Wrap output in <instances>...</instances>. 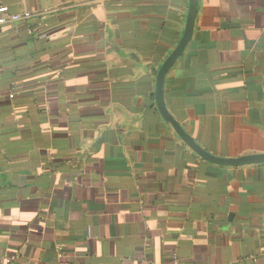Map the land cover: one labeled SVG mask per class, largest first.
Here are the masks:
<instances>
[{"label":"crops","instance_id":"obj_1","mask_svg":"<svg viewBox=\"0 0 264 264\" xmlns=\"http://www.w3.org/2000/svg\"><path fill=\"white\" fill-rule=\"evenodd\" d=\"M189 0H0V264H264V164L207 163L156 73ZM167 111L264 154V0H198ZM15 260L8 263L7 260Z\"/></svg>","mask_w":264,"mask_h":264},{"label":"water","instance_id":"obj_2","mask_svg":"<svg viewBox=\"0 0 264 264\" xmlns=\"http://www.w3.org/2000/svg\"><path fill=\"white\" fill-rule=\"evenodd\" d=\"M197 3L198 0H189L188 11L182 35L174 49L170 52V54L166 57L157 70L153 93L155 106L162 120L171 126L177 137L201 160L210 164L228 167H242L264 164V154L243 155L235 158H221L208 153L195 142V140L181 127L178 121L175 120V118L166 109L163 100V86L165 77L175 62L183 55L186 46L191 40L194 22L197 15Z\"/></svg>","mask_w":264,"mask_h":264},{"label":"built area","instance_id":"obj_3","mask_svg":"<svg viewBox=\"0 0 264 264\" xmlns=\"http://www.w3.org/2000/svg\"><path fill=\"white\" fill-rule=\"evenodd\" d=\"M31 17L30 13H24L21 16L17 14H8V8L5 6L0 7V26L5 24L6 22H16L20 21L21 19L27 20ZM15 260L14 257H10L7 262L11 263ZM171 264H179L176 259L172 260Z\"/></svg>","mask_w":264,"mask_h":264}]
</instances>
